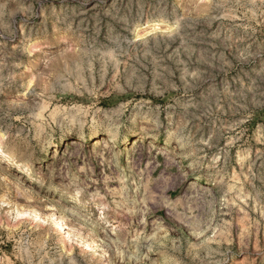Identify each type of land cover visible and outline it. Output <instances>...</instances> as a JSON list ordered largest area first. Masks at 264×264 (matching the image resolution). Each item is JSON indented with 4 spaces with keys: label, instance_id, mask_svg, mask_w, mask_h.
Returning <instances> with one entry per match:
<instances>
[{
    "label": "clouds",
    "instance_id": "obj_1",
    "mask_svg": "<svg viewBox=\"0 0 264 264\" xmlns=\"http://www.w3.org/2000/svg\"><path fill=\"white\" fill-rule=\"evenodd\" d=\"M11 2L0 264H264V0Z\"/></svg>",
    "mask_w": 264,
    "mask_h": 264
},
{
    "label": "rangeland",
    "instance_id": "obj_2",
    "mask_svg": "<svg viewBox=\"0 0 264 264\" xmlns=\"http://www.w3.org/2000/svg\"><path fill=\"white\" fill-rule=\"evenodd\" d=\"M5 0H0V3H4ZM16 7L14 3L11 2V0H8V10H13ZM19 20V17L16 18V20L10 21L12 24V27L14 28L16 26L17 21Z\"/></svg>",
    "mask_w": 264,
    "mask_h": 264
}]
</instances>
